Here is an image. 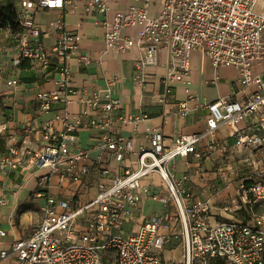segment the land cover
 <instances>
[{"label": "built area", "instance_id": "2783aa9c", "mask_svg": "<svg viewBox=\"0 0 264 264\" xmlns=\"http://www.w3.org/2000/svg\"><path fill=\"white\" fill-rule=\"evenodd\" d=\"M74 1L83 15L95 17L106 47L119 53L139 50L133 77L137 89L149 84V69L163 67V92L155 102L165 107L173 87L184 84L186 97L176 103L174 116L183 119L203 110L205 127L175 139L146 127L148 146L135 150L119 125L137 127L147 116L120 114L118 100L109 94L81 98L70 85V60L78 66L92 60L91 52L80 54L79 33L66 28L64 11ZM133 1L141 5L117 9L109 18L110 0H0L15 4L22 30L12 46L0 42V53L11 58L0 65L8 88L0 97L17 100L20 65L27 62L39 80L54 86L34 95L38 114L58 103L67 105L74 95L83 106L77 114L66 111L61 128L51 121L26 124L20 146L8 143L0 152V204L7 205L5 194L15 192L18 178L35 179L29 197L42 201L34 213L27 205L31 220L23 228L14 220L21 210L13 197L9 228L0 226V264H264V76L254 71L257 64L264 66V2L158 0L150 13L156 0ZM39 11L56 15L41 25ZM124 29L134 30L136 37L122 36ZM0 33L7 37L8 27L0 25ZM193 50L214 71L233 68L239 91L200 102L188 88ZM89 128L99 131L95 147L102 152L91 162L88 149L76 144L80 131ZM230 150L247 170L233 210L246 217L216 222L218 211L229 209L214 208L197 179L206 161L227 158ZM179 161L185 164L183 173L176 170ZM94 169L107 182H99L88 197L86 178ZM165 248L178 252L176 261L165 260Z\"/></svg>", "mask_w": 264, "mask_h": 264}, {"label": "crops", "instance_id": "0c3cea01", "mask_svg": "<svg viewBox=\"0 0 264 264\" xmlns=\"http://www.w3.org/2000/svg\"><path fill=\"white\" fill-rule=\"evenodd\" d=\"M118 3L119 0H110L109 18H112L117 9L141 5V3L133 0L122 1L121 5H118ZM153 8L154 12L156 7ZM55 15V11H39L36 17L41 25H45ZM43 19H45V23L41 22ZM64 21L68 30L76 31L81 36L80 54L86 52H91L92 54V60L86 66H78L76 59L70 60L72 65L71 87L79 92L81 98H87L91 93L97 94L100 98L109 94L118 100L120 114L147 116V119L140 122L137 127H134L131 123L119 125L122 136L132 142L135 150L141 144L148 146V140L144 133L146 127L159 129L162 136L167 139H175L180 135L197 133L205 127L204 117L206 113L203 110L194 112L183 119L174 116L176 103L186 97L184 84H177L173 87L172 97L165 107L155 102L154 96L163 92V84L161 82V76L164 72L163 67L149 69V84L145 89H137L133 83V77L134 60L140 56L139 50L131 49L119 53L112 48L106 47L102 30L95 23V17L83 15L80 4H76L74 1L72 4L68 3L66 5ZM122 36H129L133 39L136 37L135 31L132 29L122 30ZM45 42L46 45H50L52 40L49 39ZM197 56L200 59L204 58L200 51L190 53V73L187 80L189 81L188 88L190 92L200 102L211 103L220 97L229 96L232 91H239L236 85L237 73L233 68H220L222 74L218 73L219 71L213 72L205 58L206 63L198 65ZM10 59V56L0 53V65ZM254 71L264 76V66L262 64H257L254 67ZM230 72L235 76L229 79L228 75ZM6 76L5 73L0 78V95L8 91L4 83ZM114 79V83L110 85L109 82ZM20 83L21 86L19 87L16 101L0 97V139H3L6 144H19L23 140L24 133L22 129L26 124L39 127L45 122L51 121L58 128H61L60 120L66 111L71 114H77L83 109L78 100L79 97L74 95L69 98L70 102L67 105L58 103L50 111L38 114L33 106L34 95L39 90H52L54 88L53 84L38 80L32 71H21ZM232 99H235V97H232ZM79 136L80 141L76 144L80 148L88 149L90 162L95 161L102 153L100 149L95 147L99 141V131L93 128L84 129L80 131ZM104 158H107L106 154L103 155ZM176 170L178 173H183L186 170L185 164L179 161L176 165ZM96 172L97 170L94 169L86 178L85 186L88 185V197L94 195L99 182H107V178L100 181ZM3 179L4 174L0 173V181ZM6 182H9V180ZM29 182H32V186L26 189L25 186L30 184ZM33 183V179L21 182L18 178L17 182L14 183V187L15 185H20L21 189L19 191L15 190L13 194L11 193L16 198V206H18L19 211L21 210L14 220L16 222L19 221L23 228H26L29 222L28 219L27 225L22 224L21 217L26 214L25 209L28 205ZM5 196H7V193ZM5 206L0 204V211ZM35 208L36 206L31 207L33 213L36 211ZM12 215L13 210L5 216L0 213V226L9 228Z\"/></svg>", "mask_w": 264, "mask_h": 264}, {"label": "rangeland", "instance_id": "374dc122", "mask_svg": "<svg viewBox=\"0 0 264 264\" xmlns=\"http://www.w3.org/2000/svg\"><path fill=\"white\" fill-rule=\"evenodd\" d=\"M122 1L125 0H119L118 5H121ZM156 5L155 7H158V0L155 1ZM153 7L150 8V12H153ZM41 22L45 23V19H43ZM5 34L0 33V42L2 39H4ZM192 52H197V50H193ZM197 63L198 65H203L206 63L205 59H200L199 56H197ZM211 68V67H210ZM212 69V68H211ZM211 71L214 72L212 69ZM218 73L222 74L221 70ZM235 76L232 72L229 73L228 77L229 79ZM213 95V93H211ZM19 145V144H17ZM234 150H230L229 154L227 155V158H220V157H214L211 158L210 161H206L203 164V172L204 175L198 177V186L202 187L204 194L208 195L210 197V201L213 204L212 206L217 209H223L228 208V212H219L220 215L215 216L213 218L214 221H222L227 220L231 218H244L246 217L243 212L241 214L237 211H233L237 204L240 203L239 197L242 195L241 191V177L247 173V170L242 165V161H238L235 156L231 153ZM219 171V172H218ZM33 187L30 191L32 193L36 186V181L33 179ZM30 184L26 185L25 188L27 189L29 186H32V182H29ZM246 183V182H245ZM246 187V186H245ZM20 185H15L14 190H20ZM13 195L10 194V196L5 197L8 200V203L5 207L2 208V211L0 213L5 216L8 215L12 210L14 206V199ZM28 204H31L33 206H36L37 208L42 204V201L40 200H31L29 197ZM259 209V210H258ZM254 210L259 211L262 210V208H259L257 205H254ZM217 212L215 209L213 210ZM31 213L26 212L25 215H22L21 221L22 224L27 225L28 219L31 220ZM27 227V226H26ZM178 256V252L173 251L170 252L165 248L163 250V257L166 261H176ZM7 264V263H4Z\"/></svg>", "mask_w": 264, "mask_h": 264}, {"label": "trees", "instance_id": "16d2710c", "mask_svg": "<svg viewBox=\"0 0 264 264\" xmlns=\"http://www.w3.org/2000/svg\"><path fill=\"white\" fill-rule=\"evenodd\" d=\"M16 10L17 9L14 3H0V25L3 27H8L9 29V35L7 37L3 36L4 39H2V41L4 44L10 46L14 44V37L22 32L21 28L16 22ZM20 67L22 71H29V64L27 62H23ZM37 79L39 80L38 77ZM5 146L6 142L3 139H0V152L5 150Z\"/></svg>", "mask_w": 264, "mask_h": 264}, {"label": "bare ground", "instance_id": "6f19581e", "mask_svg": "<svg viewBox=\"0 0 264 264\" xmlns=\"http://www.w3.org/2000/svg\"><path fill=\"white\" fill-rule=\"evenodd\" d=\"M262 2H264V1H262Z\"/></svg>", "mask_w": 264, "mask_h": 264}, {"label": "water", "instance_id": "95a60500", "mask_svg": "<svg viewBox=\"0 0 264 264\" xmlns=\"http://www.w3.org/2000/svg\"><path fill=\"white\" fill-rule=\"evenodd\" d=\"M264 1V0H263Z\"/></svg>", "mask_w": 264, "mask_h": 264}]
</instances>
